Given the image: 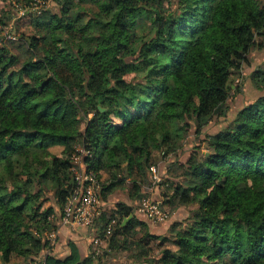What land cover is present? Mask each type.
<instances>
[{
  "label": "trees",
  "instance_id": "1",
  "mask_svg": "<svg viewBox=\"0 0 264 264\" xmlns=\"http://www.w3.org/2000/svg\"><path fill=\"white\" fill-rule=\"evenodd\" d=\"M56 2L59 9L30 14L42 35H0V264H103L133 242L140 224L139 241L147 245L155 234L134 205L109 196L126 186L134 202L146 194L154 151L161 157L178 151L193 126L205 136L181 163V175L165 179L170 194L162 200L178 199L191 213L171 235H156L177 248L156 255L141 249L139 256L145 264H210L204 256L264 264V92L217 130H204L228 112L232 91L243 90L235 76L243 77L264 49V4L93 0L85 17L83 6L72 11L75 0ZM146 16L152 23L139 29ZM12 18L11 7L0 14V32ZM132 71L140 73L127 80ZM249 75L264 80V69ZM56 144L63 153L46 156L44 149ZM79 145L90 150L84 160L108 202L95 232L104 235L117 221L102 253L92 248L82 256L73 240L66 255L46 253L47 234L58 228L75 187Z\"/></svg>",
  "mask_w": 264,
  "mask_h": 264
},
{
  "label": "rangeland",
  "instance_id": "2",
  "mask_svg": "<svg viewBox=\"0 0 264 264\" xmlns=\"http://www.w3.org/2000/svg\"><path fill=\"white\" fill-rule=\"evenodd\" d=\"M77 5H75L72 8V11L75 12L79 6H83V10L80 14L88 15L89 11L91 10L92 5L94 4L93 0H75ZM254 4L256 6H260L264 4V0H253ZM51 8L53 10L59 9V4L56 1L51 2ZM9 10L7 0H0V14L3 15L4 11ZM10 14V13H9ZM32 15L26 14L23 16H18L15 17L14 19L12 18V21L10 22V25L5 26L4 29L10 28L12 31H14L17 34H22V35H42L43 32H46L45 30H41L39 28L35 27V23L33 20ZM153 21V16H146L143 19L140 20L139 22V29L149 25ZM2 30V31H3ZM2 33V32H1ZM64 37L69 40L70 37L67 34H64ZM59 43H61L59 41ZM11 49L15 51L16 53L21 54L23 57L25 56L23 53V48L19 47L18 45L16 46L17 43H14L11 45ZM254 67H261V69H264V49L257 52L255 55L254 59L252 60L251 64L246 66L244 69L246 74H243V77L239 74L235 76V82L237 83H242L243 84V90L230 94L229 97V103H230V109L226 114H221L220 116L216 117L215 119L211 120L207 125H205L204 130L207 129L208 131H215L217 130L221 125L224 123V119L231 117L236 113V111L245 103L251 102L254 99H256L261 93L264 92V88H259L258 85H263L264 86V80H256L253 79L249 73L254 69ZM140 73L139 71L135 72H129L124 75V77L127 80H130L135 77ZM248 75V76H245ZM114 121L117 123H123L125 122L122 118L118 116H114ZM85 125V121L81 123V126ZM205 136V133H200L199 135L196 134V128L193 126L190 130V134L186 136V138L183 139V144L182 146L178 149V151L171 153L167 157H161L160 156V150H155L153 159L156 158L155 164L158 166V170L160 173H162V181L161 184L158 185H153L154 183L148 185V188L146 189L147 191H150V187H153V193H155V196L158 199L164 200L165 199V194L169 193L168 189V183L165 180L167 177H178L181 175L180 173L182 172V164L187 160L189 157L190 153L192 152L194 145L201 141V139ZM203 151L207 150L204 147V144L201 145ZM63 153V145H52L46 149H44V154L48 157L53 156L54 154H62ZM174 163V164H173ZM114 193V192H113ZM148 193V192H147ZM152 193V194H153ZM51 190L48 193V195H51ZM167 195V194H166ZM130 197L129 191L127 186L126 187H120L116 190V195L114 199H122ZM166 200V199H165ZM52 199H50L47 203H50ZM164 207L167 208L170 211V217L163 221V222H155L152 221L151 219L148 218H140L143 220L148 228V231L151 232L152 234H155V237L150 239V242L146 245L143 242H140V236L143 233V225L140 224L137 226L136 231L134 234H132L131 237H129L130 241H133L129 243L130 245L126 248H121L118 249L119 254H109L107 256L103 257V264H145V262L142 261V258L139 256V253L144 249H151L149 250L151 255H156L159 253L160 249L162 247H168L171 249H176L177 245L171 241V240H166V241H161L160 238L156 235H164V234H169L171 235L174 232L173 225L175 222L177 223L176 229H178L181 225L186 224L187 217L191 213V206L186 203L180 202L178 199H174L171 202L165 201L163 203ZM181 222V223H180ZM160 244V245H159ZM107 242L103 245V247H107ZM57 249V248H56ZM92 251V249H91ZM203 260L210 261V264H220L215 259H211V256H204L202 257ZM15 260H20L21 258L14 257Z\"/></svg>",
  "mask_w": 264,
  "mask_h": 264
},
{
  "label": "built area",
  "instance_id": "3",
  "mask_svg": "<svg viewBox=\"0 0 264 264\" xmlns=\"http://www.w3.org/2000/svg\"><path fill=\"white\" fill-rule=\"evenodd\" d=\"M52 1L56 0H7V4L9 8L14 9V17H20L26 14L41 13L44 9L52 6ZM10 28L1 31V37L17 39L18 34ZM90 153V150L82 145H79L76 153H74L72 170L74 171L75 187L64 205L58 228L47 234L49 242L44 247L46 253L54 249L58 241L59 229L64 225L71 230H77L79 226L91 228L90 237L96 254L102 253L103 245L112 233L113 225L117 221L115 218L108 224L104 235L95 232L96 221L105 210L108 202L104 201L99 194L101 183L97 173L93 169H89L84 160L85 155ZM151 173L153 185H158L162 180V173L158 170L157 165H151ZM150 188L153 189V187ZM133 205L138 215L155 222H163L170 217V211L164 207L162 200L147 193L136 200Z\"/></svg>",
  "mask_w": 264,
  "mask_h": 264
},
{
  "label": "crops",
  "instance_id": "4",
  "mask_svg": "<svg viewBox=\"0 0 264 264\" xmlns=\"http://www.w3.org/2000/svg\"><path fill=\"white\" fill-rule=\"evenodd\" d=\"M116 190L114 191V193H112L109 196L110 202H115L117 200H120L118 198L114 199V197L116 195ZM146 193L152 195L154 198H157L155 196V193H153V189H150V191H146ZM121 200H124V201H127L129 203L134 204V201L130 197L122 198ZM135 213H136V211H135ZM140 216H142V215H140ZM142 217L147 218L144 216H142ZM90 230H91V228H89L87 226H79L77 230H71L68 226H65V225L61 226L59 229V232H58V241L54 246V251L56 253H58L59 255H62V256L68 254L70 252L69 241L73 240V241H75V243L79 247V250H80L82 256L89 255L91 253V249L93 248V244L91 242V237H90V232H91Z\"/></svg>",
  "mask_w": 264,
  "mask_h": 264
},
{
  "label": "water",
  "instance_id": "5",
  "mask_svg": "<svg viewBox=\"0 0 264 264\" xmlns=\"http://www.w3.org/2000/svg\"><path fill=\"white\" fill-rule=\"evenodd\" d=\"M102 109H104V108H102ZM128 218H126L125 220H127Z\"/></svg>",
  "mask_w": 264,
  "mask_h": 264
}]
</instances>
